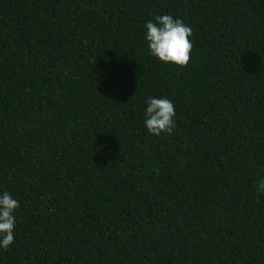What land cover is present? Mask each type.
I'll use <instances>...</instances> for the list:
<instances>
[{
    "label": "trees",
    "instance_id": "1",
    "mask_svg": "<svg viewBox=\"0 0 264 264\" xmlns=\"http://www.w3.org/2000/svg\"><path fill=\"white\" fill-rule=\"evenodd\" d=\"M157 15L187 68L151 54ZM5 192L0 264H264V0H0Z\"/></svg>",
    "mask_w": 264,
    "mask_h": 264
},
{
    "label": "clouds",
    "instance_id": "2",
    "mask_svg": "<svg viewBox=\"0 0 264 264\" xmlns=\"http://www.w3.org/2000/svg\"><path fill=\"white\" fill-rule=\"evenodd\" d=\"M155 21L146 24V39L151 54L164 64L187 68L193 52L192 28L170 15H157ZM175 115V106L170 99L149 98L145 112L148 132L157 137L172 134ZM19 208V202L9 193L0 196V247L5 250L14 243L15 212Z\"/></svg>",
    "mask_w": 264,
    "mask_h": 264
}]
</instances>
